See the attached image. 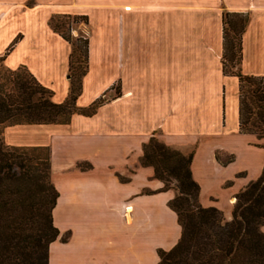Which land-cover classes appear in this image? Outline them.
<instances>
[{
    "label": "crops",
    "instance_id": "crops-1",
    "mask_svg": "<svg viewBox=\"0 0 264 264\" xmlns=\"http://www.w3.org/2000/svg\"><path fill=\"white\" fill-rule=\"evenodd\" d=\"M222 10L247 13L238 69L264 76V0H0V54L15 39L3 64H24L55 102L67 94L70 44L47 21L84 14L87 69L75 104L104 98L65 123L3 127L7 144L50 150L58 233L47 264H156L157 248L176 242L174 191L140 163L153 133L191 151L200 204L230 218L234 193L261 172L264 135L238 129V79L222 71Z\"/></svg>",
    "mask_w": 264,
    "mask_h": 264
},
{
    "label": "trees",
    "instance_id": "trees-1",
    "mask_svg": "<svg viewBox=\"0 0 264 264\" xmlns=\"http://www.w3.org/2000/svg\"><path fill=\"white\" fill-rule=\"evenodd\" d=\"M234 15L230 20L226 15ZM222 14V71L238 79V129L264 135V76L241 73L240 36L247 16ZM224 16H226L224 18ZM86 22L84 14H54L48 25L70 44L66 77L68 90L62 101L52 100V90L38 82L24 64L0 69V264H47V247L58 233L51 209L57 190L48 179L47 145H11L3 140V127L16 123H65L72 113H93L104 100L97 97L77 106L81 79L87 69V39L70 35L72 22ZM66 22L63 30L61 25ZM15 39L0 54V62ZM235 67L228 69L226 66ZM191 151L183 154L155 136L142 144L141 164L153 167L160 189L174 187L168 205L180 225L176 242L157 248L156 264H264V163L257 177L234 193L231 216L198 201L197 182L191 177ZM31 165V166H30ZM40 166L36 172L34 166ZM35 171V172H34ZM174 180L172 185L168 182Z\"/></svg>",
    "mask_w": 264,
    "mask_h": 264
},
{
    "label": "rangeland",
    "instance_id": "rangeland-1",
    "mask_svg": "<svg viewBox=\"0 0 264 264\" xmlns=\"http://www.w3.org/2000/svg\"><path fill=\"white\" fill-rule=\"evenodd\" d=\"M89 9V8H88ZM91 15H98L97 14V12L93 9V8H91ZM225 11L224 10H222V13H221V18H222V14L224 13ZM244 14H246V16H247V13H243V12H240V13H238V15L240 16V17H243L244 16ZM230 20H235V18H234V15H231V13H230V15L228 14V15H226ZM226 16H224V18L226 17ZM82 21H77V22H72L71 24H70V30H69V32H70V35L72 36V37H74L75 35H83L84 34V30L82 29ZM221 25H222V20H221ZM65 27H66V22H63L62 23V25H61V28L64 30L65 29ZM3 52V51H2ZM228 69H234L235 67H229L228 66V64H227V66H226ZM5 68V65L3 64V62L1 61L0 62V69H4ZM150 136H155L158 140H160L161 141V139H159L158 138V136L156 135V134H151ZM149 138V137H148ZM147 138V139H148ZM147 139H146V141H147ZM144 143V142H143ZM174 148V147H173ZM179 150V149H178ZM183 153V152H182ZM183 154H186V153H183ZM31 166V165H30ZM32 166H34V165H32ZM34 167H37V168H35V171L36 172H39L40 171V166H34ZM34 171V172H35ZM48 179H49V181L50 182H52L51 181V176H50V171H49V174H48ZM174 182V180H170L169 182H168V184L169 185H172V183ZM53 184V183H52ZM169 188H171V189H173V191H174V194H175V192H176V190H175V188L174 187H169ZM173 194V195H174ZM223 199V198H222ZM234 199H235V197H234ZM199 201V200H198ZM233 203H234V200H233V202H232V205H233ZM69 231L70 230H65L64 231V233H63V237L65 236V235H67L68 233H69ZM264 232V231H263Z\"/></svg>",
    "mask_w": 264,
    "mask_h": 264
}]
</instances>
